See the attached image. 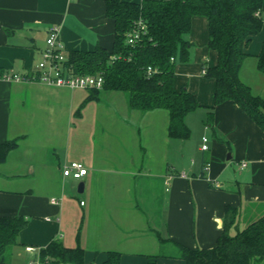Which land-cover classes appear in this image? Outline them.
Listing matches in <instances>:
<instances>
[{"label":"crops","instance_id":"crops-1","mask_svg":"<svg viewBox=\"0 0 264 264\" xmlns=\"http://www.w3.org/2000/svg\"><path fill=\"white\" fill-rule=\"evenodd\" d=\"M53 25L66 57L113 43L104 0H0V74H34ZM207 38V19L194 16L189 60L174 69V88L199 104L185 116L189 138L191 117L206 118L191 142L169 137L165 110H132L123 92L0 78V143L17 140L0 163V217L26 220L14 264H39L38 251L52 240L80 246L88 264H103L108 252L120 253V264L152 257L185 264L171 247L211 248L227 224L226 208L236 214L230 235L264 214V131L233 102L215 106V81L202 73L203 63L217 62ZM262 43L264 24L245 48L239 77L264 99L256 58ZM69 161L87 170L76 185L62 175Z\"/></svg>","mask_w":264,"mask_h":264},{"label":"trees","instance_id":"trees-1","mask_svg":"<svg viewBox=\"0 0 264 264\" xmlns=\"http://www.w3.org/2000/svg\"><path fill=\"white\" fill-rule=\"evenodd\" d=\"M105 14L113 20L114 36L110 49L71 51L66 63L75 74L102 73V89L126 95L130 109L168 113L167 133L171 138L188 139L190 129L185 116L199 107L186 88H174L176 61L189 60L191 44L187 36L194 16L207 19V47L217 53L213 67L203 63L205 77L215 81V106L225 101L238 105L264 131V99L252 94L239 77L245 48L264 24V0H143L141 3L104 0ZM258 13V15H257ZM139 22L145 32L133 45L126 35ZM257 68L264 73V43L256 56ZM153 71L148 74L147 68ZM96 90V89H93ZM212 111L209 112V115ZM17 147V140L0 143V163ZM226 211L227 224L211 248L190 249L178 245V257L185 264H260L264 263V214L230 235L235 211ZM26 226L21 216L0 217V264L17 244ZM103 264H120L121 254L108 252ZM39 264H88L80 246L68 248L52 240L38 251ZM145 264H156L150 258Z\"/></svg>","mask_w":264,"mask_h":264},{"label":"built area","instance_id":"built-area-1","mask_svg":"<svg viewBox=\"0 0 264 264\" xmlns=\"http://www.w3.org/2000/svg\"><path fill=\"white\" fill-rule=\"evenodd\" d=\"M258 15V13H257ZM145 32V26L139 22L126 35V43L133 45L141 38ZM67 57L64 54L63 46L59 37V28L55 25L50 26L45 39V48L41 52L40 60L37 64L36 72L29 76H20L17 74H0V78L13 81H37L47 85L66 87L69 89H96L103 87L104 79L101 73L98 74H75L72 68L66 63ZM153 70L148 67L147 72L150 74ZM205 74V70L202 71ZM202 150L207 149V139L202 138ZM240 167H245V163H241ZM87 174L84 165L78 161H69L62 166L63 177L73 179H81ZM181 177H186L184 173ZM52 203H57L52 200ZM81 204H83L81 202ZM27 252H33V248H25ZM38 257V255H37ZM38 262V261H37ZM30 264V263H29Z\"/></svg>","mask_w":264,"mask_h":264},{"label":"rangeland","instance_id":"rangeland-1","mask_svg":"<svg viewBox=\"0 0 264 264\" xmlns=\"http://www.w3.org/2000/svg\"><path fill=\"white\" fill-rule=\"evenodd\" d=\"M102 74V73H101ZM194 117H191V118H193V119H191L190 120V126H191V129H192V131H193V134H192V136L187 140V139H185L184 140V142H191V140H192V138H193V136H194V131L196 132V129L198 130L199 128H203L204 126H206V118H204L205 117V115H203V116H199L198 114H197V116L196 115H193ZM200 117V119L203 121V122H199L198 121V123L197 122H195L196 121V118H199ZM200 136H201V134H198V137L197 136H195L196 138H198V140L200 139ZM181 140H183V139H181ZM79 182V179H73V183H74V185H76L77 183ZM173 250V252H171L172 254H174V255H178V253H179V251H178V253H177V249L174 247V246H172L171 247ZM13 250H14V247L11 249V251H10V253L11 254H9L8 255V253H7V259L8 260H10L12 263L14 262V259H13V257H12V254H13ZM176 251V252H175ZM19 263H21V260H19ZM260 264H264V263H260Z\"/></svg>","mask_w":264,"mask_h":264},{"label":"water","instance_id":"water-1","mask_svg":"<svg viewBox=\"0 0 264 264\" xmlns=\"http://www.w3.org/2000/svg\"><path fill=\"white\" fill-rule=\"evenodd\" d=\"M77 192L82 193L83 192V184L79 183L77 187Z\"/></svg>","mask_w":264,"mask_h":264}]
</instances>
